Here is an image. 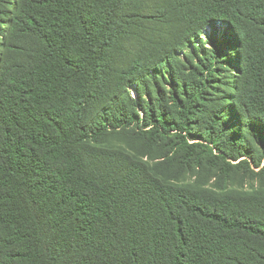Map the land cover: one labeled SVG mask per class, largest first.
Wrapping results in <instances>:
<instances>
[{"label": "trees", "instance_id": "trees-1", "mask_svg": "<svg viewBox=\"0 0 264 264\" xmlns=\"http://www.w3.org/2000/svg\"><path fill=\"white\" fill-rule=\"evenodd\" d=\"M134 1L0 0V264H264V193L227 187L264 173V0H188L118 69L170 19Z\"/></svg>", "mask_w": 264, "mask_h": 264}, {"label": "rangeland", "instance_id": "rangeland-1", "mask_svg": "<svg viewBox=\"0 0 264 264\" xmlns=\"http://www.w3.org/2000/svg\"><path fill=\"white\" fill-rule=\"evenodd\" d=\"M188 0H135L128 4L124 11L137 12L144 15H164L168 14L170 19H166L163 23L156 21L151 22H139L135 25V34L126 38L122 42V50L116 58V68L124 69L132 64V62L140 55L147 52L157 51L163 47L166 43H172L176 39V35L183 32L182 28L184 18L179 12V8L185 6ZM215 31L216 38L221 36V32L215 28L206 30V34L203 35V39L208 40L209 33ZM122 143L115 139L113 141V147H121ZM257 154L260 155V150L256 147ZM90 164L94 161L90 158ZM109 162V161H108ZM237 164V162H232ZM251 167L257 173L264 167V161L261 168H255L254 164L250 161ZM109 164L101 162L95 165V169L106 177H115L120 169L108 168ZM127 165L121 167L126 170ZM206 173H201V179L203 180ZM196 180V177L193 179ZM209 187H217L216 178L209 180ZM227 187L230 190L239 191L249 196H254L258 193H264V173L259 176L249 175L245 173V170L238 168L234 170V174L227 183ZM136 203L134 202L132 206Z\"/></svg>", "mask_w": 264, "mask_h": 264}]
</instances>
